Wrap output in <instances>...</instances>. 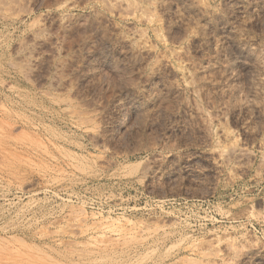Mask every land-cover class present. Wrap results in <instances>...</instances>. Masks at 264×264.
Returning a JSON list of instances; mask_svg holds the SVG:
<instances>
[{
    "label": "rangeland",
    "instance_id": "374dc122",
    "mask_svg": "<svg viewBox=\"0 0 264 264\" xmlns=\"http://www.w3.org/2000/svg\"><path fill=\"white\" fill-rule=\"evenodd\" d=\"M0 264H264V0H0Z\"/></svg>",
    "mask_w": 264,
    "mask_h": 264
}]
</instances>
